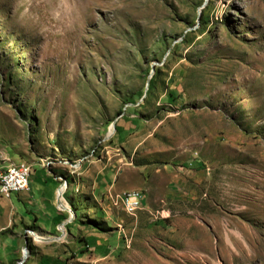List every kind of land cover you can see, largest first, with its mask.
Returning <instances> with one entry per match:
<instances>
[{"label":"rangeland","instance_id":"rangeland-1","mask_svg":"<svg viewBox=\"0 0 264 264\" xmlns=\"http://www.w3.org/2000/svg\"><path fill=\"white\" fill-rule=\"evenodd\" d=\"M1 156L74 184L93 164L152 180L149 211L98 205L88 237L77 216L48 250L64 264H264V0H0ZM13 242L1 262L46 255L15 262Z\"/></svg>","mask_w":264,"mask_h":264},{"label":"crops","instance_id":"crops-1","mask_svg":"<svg viewBox=\"0 0 264 264\" xmlns=\"http://www.w3.org/2000/svg\"><path fill=\"white\" fill-rule=\"evenodd\" d=\"M6 161L10 162L9 159L2 156L0 157V170L7 166ZM28 166H30V174L33 166H38L39 170L42 171L45 191L40 190L37 197L33 199L32 196H30L31 194L28 185L27 191L12 193L7 198L0 199V246L5 248L7 246L6 241L9 239H11L12 243H14L13 241H17L19 249L18 252L15 253L17 256V260L15 262L19 261L23 249L26 245L28 246L29 243L36 250L45 252L46 255H38L33 252V255L26 261L25 264H40V262H46L49 264H64L68 261V259L63 258L62 255L59 257H52L50 254L51 252L48 250H55L58 247H64L75 242V238L71 235L68 225L73 227V223L77 219V216L81 222L79 230L86 232V236L88 237L91 235L87 234L88 226L87 224H84V222L87 221L85 218L87 214L91 215L93 218L99 219L98 213L100 212L103 218L107 217V220H110L108 216L111 210H100L98 205L103 207L104 203H107L108 201V204L111 205V200L121 193L128 191H140L143 195V211H149L151 204L154 201V197L157 198L152 180L146 177L141 179L139 174L136 173L134 169H125L121 170L119 173L110 174L109 172L103 171L99 165L93 164L89 166V172L84 175L88 183H81V181L80 183L74 184V180H71V177L60 169H53L49 172L46 168H44L42 163H32L28 164ZM165 175L166 177L164 178L166 181L163 184L164 190L162 189L160 192V197L162 193H164L163 195L167 197L168 193L171 192L168 188H174V183H177L179 178L177 171L173 169H167L165 171ZM59 176L65 179V189L61 196L62 203L66 205L74 214V218L70 222L67 221L69 218L68 213L59 207L57 202V190L60 186V181H58ZM124 176H126V178L123 180L122 177ZM120 178L121 181L119 183ZM132 181L135 183L134 188H131L130 190L124 188V182L129 183ZM54 182L56 185L53 187ZM78 186L85 190V192L83 191L84 194H82V197H85L86 200L84 199L81 201L80 195L76 193V188H78ZM65 193H68L67 198L64 197ZM14 195L17 202L15 205L12 198ZM90 200L94 202L95 206L87 209L86 205ZM21 204L23 206L28 205L30 207L26 208L24 212L33 215V220L31 222H27L22 217L23 207H21ZM60 226H62L63 233L59 230ZM83 226H86V229H84ZM26 229H30L31 235L35 234L43 239V241L38 243L32 236L25 235L24 232ZM95 236L97 238H101L98 235ZM95 246H98V244ZM84 248H88L86 243ZM82 250L83 249L81 248L79 252L81 253ZM63 261L65 262L63 263ZM0 264L13 263L0 261Z\"/></svg>","mask_w":264,"mask_h":264},{"label":"built area","instance_id":"built-area-1","mask_svg":"<svg viewBox=\"0 0 264 264\" xmlns=\"http://www.w3.org/2000/svg\"><path fill=\"white\" fill-rule=\"evenodd\" d=\"M4 169H7V167ZM27 169H30V166ZM22 174L23 171L22 173L9 174L6 180L0 181L2 194L5 191H23V183L20 182V175ZM142 198L143 195L140 191H128L115 196L112 199V205L118 206L127 215H132L143 210ZM119 200H126V207H119Z\"/></svg>","mask_w":264,"mask_h":264},{"label":"bare ground","instance_id":"bare-ground-1","mask_svg":"<svg viewBox=\"0 0 264 264\" xmlns=\"http://www.w3.org/2000/svg\"><path fill=\"white\" fill-rule=\"evenodd\" d=\"M74 7H76V6H74ZM113 132H114L113 128L110 127L109 131H108L109 136L112 135ZM27 167H29V166L23 165V164H11V165L7 166V169L0 171V181L6 180L7 177L9 176V174L22 173V171H23V174L20 175V182L23 183V191H5L4 194H2L1 187H0V197L7 198L12 193L24 192V191L28 190V179H29L30 169H27ZM64 189L65 188H61L58 190V200L61 203L60 204L61 208L68 210V207L62 203V198H61ZM121 206L126 207V200H121ZM70 215H71V213H70ZM61 230L63 233L62 228H61ZM32 237L38 243H41L43 241V239H41L40 237H38L35 234H32ZM24 254H25V252H24Z\"/></svg>","mask_w":264,"mask_h":264},{"label":"water","instance_id":"water-1","mask_svg":"<svg viewBox=\"0 0 264 264\" xmlns=\"http://www.w3.org/2000/svg\"><path fill=\"white\" fill-rule=\"evenodd\" d=\"M142 98H144V96ZM110 127H112L113 130H114V123H112ZM61 188H65V181H63V180H60V186H59L58 190L61 189ZM58 190H57V202H58L59 207H61V205H60L61 203L58 200ZM62 209L64 211H66L68 213V215H69V218H68L67 221L68 222L72 221L73 218H74V214L72 213V211L69 208H68V210H66L64 208H62ZM70 213H71V215H70ZM61 228H62V226L59 227V230L62 232ZM24 252H26V249L25 248L22 251V260H24V258L26 257V254H27V252H26V254L24 255Z\"/></svg>","mask_w":264,"mask_h":264}]
</instances>
